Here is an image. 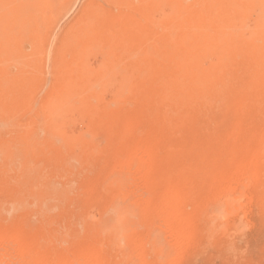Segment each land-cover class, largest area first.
I'll list each match as a JSON object with an SVG mask.
<instances>
[{"label":"rangeland","instance_id":"rangeland-1","mask_svg":"<svg viewBox=\"0 0 264 264\" xmlns=\"http://www.w3.org/2000/svg\"><path fill=\"white\" fill-rule=\"evenodd\" d=\"M23 173L56 188L47 228L11 205ZM0 245V264H264V0H0Z\"/></svg>","mask_w":264,"mask_h":264},{"label":"bare ground","instance_id":"bare-ground-1","mask_svg":"<svg viewBox=\"0 0 264 264\" xmlns=\"http://www.w3.org/2000/svg\"><path fill=\"white\" fill-rule=\"evenodd\" d=\"M239 101H241V100H239ZM242 102V101H241ZM241 102H235L236 104L234 105L235 106V108H234V110H233V112H235V113H241V115H242V113H245L246 112V108L244 107V105H243V103H241ZM91 115H93V114H91ZM90 115V116H91ZM92 117V116H91ZM242 117V116H241ZM245 122H246V120H245ZM250 122V121H249ZM248 123V122H247ZM246 123V124H247ZM251 123V122H250ZM245 124V125H246ZM244 125V126H245ZM251 124H249V126H250ZM133 143V142H132ZM131 143V144H132ZM135 145H136V147H138L137 146V144H136V142H135ZM134 145V146H135ZM140 146V145H139ZM130 150H133V149H130ZM134 150H135V148H134ZM139 150V149H138ZM128 152H130L129 150H127ZM135 152V151H134ZM136 154H137V151H136ZM136 156V155H135ZM133 157V156H132ZM139 157L140 156H138V160H139ZM152 156H150L149 158L150 159H152L151 161H153L154 160V157H152ZM148 158V159H149ZM149 159V160H150ZM119 160V159H118ZM121 160V159H120ZM137 160V159H136ZM141 160V159H140ZM118 162V161H117ZM137 162V161H136ZM143 162H144V160H143ZM133 163V162H132ZM138 163V162H137ZM116 164H118V163H116ZM129 164V163H128ZM136 165V164H135ZM147 165V164H146ZM119 166V165H118ZM237 166H241V164L239 163V165H237ZM247 166H249V165H247ZM7 167H8V163L6 164V167H5V169H7ZM137 168V167H136ZM248 169L249 168H252V167H247ZM119 169V168H118ZM7 170H9V169H7ZM251 170H253V169H251ZM251 170H250V173H251ZM120 172V171H119ZM168 172V171H167ZM174 173V172H173ZM249 173V174H250ZM167 174V173H166ZM176 174H177V172H176ZM7 176H9L8 174H6ZM170 175V176H169ZM173 174H172V172H171V174H168V176H166V179H164V180H166V183H167V186H169V188L167 187V189H170V190H165V196L166 197H164V198H166V199H168L167 197H169V199H171V200H166V199H164V200H166L167 201V203H169V201H172L171 203H173V202H177L178 200H177V198L175 197V195H177V193H178V191H179V187H178V185L180 184V182L179 181H181V180H177L175 177H177V176H172ZM185 176V175H184ZM162 177V176H161ZM160 177V178H161ZM168 177V178H167ZM164 178V177H163ZM7 179V178H6ZM48 181H51V178L50 177H48ZM135 179V178H134ZM182 179H184L183 178V176H182ZM8 180V182H9V192H8V195L10 196V201H11V205L12 206H14V208H16V209H19V210H21L19 213H18V217H25V215H26V212L28 211V210H26V209H28V207L26 206V203H24V204H22V202H23V200H20V201H16V200H14V199H16L17 197H21V198H24V196L28 199V197L30 196V198H31V200H32V206H31V208H30V210L29 211H31L32 212V214H40V219L42 220H40L39 218H38V221L40 220L41 221V223L39 222V224H40V226L38 227V230L41 228V226L42 225H44L45 226V224H46V222H48V223H50L49 221H50V219L51 218H54V219H56L55 217V215H54V213L55 212H53L52 210H46V201L47 200H49V198H47V193H54V190H56V188L53 186V188H51L49 185L47 186V179H43V180H39V179H33V178H31V177H29V175L28 174H25V173H23V176H17V177H15V178H13V179H11L10 178V180H12V181H10L9 179H7ZM162 180V179H161ZM2 182H5V181H2ZM231 184H233L232 183V181H231V177L227 180V182L225 183V186H230ZM234 185V184H233ZM163 187V186H162ZM230 189V188H229ZM168 195V196H167ZM32 196V197H31ZM12 198V199H11ZM163 199V198H162ZM36 201V203H35V201ZM165 201V202H166ZM22 204V205H21ZM170 204V203H169ZM172 206V205H171ZM19 207V208H18ZM13 208V207H12ZM53 212V214H52V212ZM53 215L55 216V217H53ZM38 216V215H37ZM39 217V216H38ZM123 217H124V215L123 214H121V215H118V218H117V224L115 225V229H119V228H122L123 229ZM83 218V217H82ZM54 219H51V221L53 220L54 221ZM87 221V220H86ZM48 223H47V225L45 226V228H47V226H48ZM91 223V222H90ZM83 224V223H82ZM86 224V222L82 225V227L84 226ZM87 226H89V223H87L86 224ZM43 227V226H42ZM84 227H86V226H84ZM90 227H91V225H90ZM44 228V227H43ZM42 228V229H43ZM83 229V228H82ZM84 229H86L87 230V228H84ZM83 231V230H82ZM120 231V230H119ZM122 231H124V230H122ZM82 233H85V234H87L86 233V231L84 230V232H82ZM119 233V232H118ZM84 234V235H85ZM171 244V243H170ZM172 245V244H171ZM0 247H1V245H0ZM4 247H6V246H4ZM160 247V246H159ZM158 248V247H157ZM162 248V247H161ZM8 249V248H7ZM11 253V252H10ZM8 255H9V253H8ZM7 255V256H8ZM17 256V255H16ZM9 257V256H8ZM15 256L13 255V258H14ZM16 258V257H15ZM20 258V257H19ZM21 259V258H20ZM124 259V258H123ZM127 259V258H126ZM126 259H124L125 261H126ZM10 260H12V259H10ZM91 261H92V259L91 258H89L88 257V259H87V261H86V263H88V262H90L91 263ZM13 262V261H12ZM15 262V261H14ZM85 262V261H84ZM89 263V264H90Z\"/></svg>","mask_w":264,"mask_h":264}]
</instances>
